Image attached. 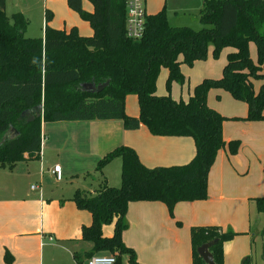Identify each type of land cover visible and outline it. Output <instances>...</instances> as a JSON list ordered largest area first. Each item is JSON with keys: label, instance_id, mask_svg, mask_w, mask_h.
<instances>
[{"label": "trees", "instance_id": "16d2710c", "mask_svg": "<svg viewBox=\"0 0 264 264\" xmlns=\"http://www.w3.org/2000/svg\"><path fill=\"white\" fill-rule=\"evenodd\" d=\"M89 1L91 11L82 0L67 3L89 22L90 35L75 26L69 30L50 26L47 11L43 35L28 36V18L21 11L8 16L0 8V166H12L25 153L31 156L40 149L42 120L120 118L126 129L142 123L153 134L191 136L194 154L179 164L147 166L132 146H114L97 160L96 169L102 175L103 166L120 157V183L110 185L102 175L95 192L78 189L72 196L92 216L82 227V238L92 246L74 252L79 263L106 250L115 254V264H123L124 254L129 263L141 264L122 239L128 202L160 200L173 214L177 201L205 198L208 171L218 150L227 145L234 153L240 145L239 138L223 139L226 116L208 105V91L222 88L247 103L246 119L264 118V0H202L199 28L169 23L163 6L146 13L137 37L127 33L126 0ZM250 42L255 43L256 60L250 55ZM209 45L213 57L230 47L221 74L196 82L186 100L172 97L171 83L185 81L180 64L206 58ZM161 67L167 68V93L158 94ZM254 79L259 80L257 88ZM128 93L137 95L138 115L126 113ZM7 130L10 135L5 136ZM254 204L264 212V196L255 197ZM110 223L112 233L106 235L103 225ZM236 233L217 225L192 226V264H207L197 247L212 239L209 251L216 264H223V242ZM249 259L245 256L241 264ZM4 260L12 261L8 250Z\"/></svg>", "mask_w": 264, "mask_h": 264}, {"label": "crops", "instance_id": "0c3cea01", "mask_svg": "<svg viewBox=\"0 0 264 264\" xmlns=\"http://www.w3.org/2000/svg\"><path fill=\"white\" fill-rule=\"evenodd\" d=\"M35 1V18L40 19L38 33L27 30L29 18H33L29 0H0V8L8 16L21 11L28 18V36L43 35L47 11L50 26L64 30L75 26L81 34H92L89 22L67 0ZM82 6L93 9L89 0H82ZM163 6L162 0H145L146 13ZM208 49L211 51L212 45ZM249 49L254 60L256 47L251 42ZM229 50L224 47L218 60L208 56L196 59L192 65L181 63L185 81L171 83V96L186 100L196 82L205 76H219ZM166 76L167 68L161 67L156 93L166 92ZM206 100L226 116L222 122L225 142L239 138L240 145L234 153L227 145L218 150L208 171L205 198L177 201L173 214L160 200L128 202V226L122 239L134 249L141 264H192L190 228L194 225H217L222 230L236 231L223 242V264H241L247 255L248 264H254L252 239L260 223L254 198L264 196V118L246 119L247 103L222 88H211ZM125 110L138 115L135 93L126 94ZM41 132L37 152L31 156L25 153L12 166H0V264H85L87 259L79 263L74 252L91 248L92 243L82 238V227L90 224L92 216L89 210L79 208L72 196L78 189L95 192L102 175L110 185L120 183V157L105 164L102 175L96 169L97 160L114 146H132L147 166L185 163L195 149L189 135L153 134L142 123L126 129L120 118L42 120ZM55 164L60 165L58 172L51 170ZM112 228L113 223L103 225V233L110 235ZM5 250L12 254L9 263L4 260Z\"/></svg>", "mask_w": 264, "mask_h": 264}, {"label": "rangeland", "instance_id": "374dc122", "mask_svg": "<svg viewBox=\"0 0 264 264\" xmlns=\"http://www.w3.org/2000/svg\"><path fill=\"white\" fill-rule=\"evenodd\" d=\"M23 1V0H20ZM202 0H162L165 6V11L167 15V19L171 24H185L190 25L194 28H199L203 26V24L199 21L197 12L201 7ZM36 4L35 0H29L28 5L29 8L33 7V18H29L30 23L28 25V33H38L40 30V19L35 18L36 13ZM40 12L42 14L43 8H40ZM9 14V12H7ZM37 36V35H32ZM254 46L255 43L251 42ZM212 60H218L220 54L217 57H213L211 51L208 49L207 58ZM206 60V59H205ZM256 60V58H254ZM255 85L259 83V80L254 79ZM165 87V85H164ZM164 93H167L165 88ZM163 94V93H162ZM5 136L10 135L8 130L4 133ZM47 135V134H46ZM35 184V183H34ZM100 186V185H99ZM99 188V187H98ZM89 242V241H85ZM252 247H253V262L254 264H264V212H260V223L257 226L254 237L252 239ZM97 253H105L112 254L109 251H100ZM115 256V254H112ZM123 264H131L127 261V258H122Z\"/></svg>", "mask_w": 264, "mask_h": 264}, {"label": "built area", "instance_id": "2783aa9c", "mask_svg": "<svg viewBox=\"0 0 264 264\" xmlns=\"http://www.w3.org/2000/svg\"><path fill=\"white\" fill-rule=\"evenodd\" d=\"M146 15L145 0H126L125 24L128 35L137 37L140 35ZM59 164L52 167V172H58ZM34 187V185H32ZM115 256L112 254L95 253L91 255L85 264H115Z\"/></svg>", "mask_w": 264, "mask_h": 264}, {"label": "water", "instance_id": "95a60500", "mask_svg": "<svg viewBox=\"0 0 264 264\" xmlns=\"http://www.w3.org/2000/svg\"><path fill=\"white\" fill-rule=\"evenodd\" d=\"M89 88H92V86H89ZM37 110L38 113L41 114V110H42V104H39L37 106ZM33 117V116H32ZM214 241V239L212 240H208L206 242L201 243L198 247H197V251L199 253V255L202 256V258L205 260V262L207 264H216V262L213 260L212 254L209 251V245Z\"/></svg>", "mask_w": 264, "mask_h": 264}]
</instances>
